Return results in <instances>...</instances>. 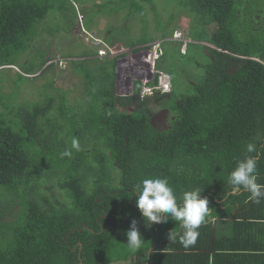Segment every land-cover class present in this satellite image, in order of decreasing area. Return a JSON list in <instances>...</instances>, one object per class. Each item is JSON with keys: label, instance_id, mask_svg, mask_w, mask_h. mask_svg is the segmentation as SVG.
Returning <instances> with one entry per match:
<instances>
[{"label": "trees", "instance_id": "1", "mask_svg": "<svg viewBox=\"0 0 264 264\" xmlns=\"http://www.w3.org/2000/svg\"><path fill=\"white\" fill-rule=\"evenodd\" d=\"M66 1L0 0V67L16 65L22 83V72L43 68L48 50L39 44V31L55 32L40 22L52 10L56 17L65 16L57 20V31L66 20L71 25L80 9L72 0L66 7ZM146 2L154 5L158 35L140 23L142 32L134 38H125V28L116 26L107 28V39L124 44L127 39L130 47L163 39L155 67L170 73L172 88L167 97L151 96L173 113L167 128L151 122L148 96L139 95L140 80L133 81L130 93H115L114 59L71 60L75 64L69 68L84 85L86 98H75L74 104L58 87L51 96L41 92L43 98L33 105L13 103L12 94L0 93V264H111L121 259L158 264L160 253L177 249L169 239L150 252L145 244L136 252L111 255L117 243L126 244L123 233L133 220L145 241L153 237L155 228L135 204L134 190L142 179L166 177L178 197L201 188L214 217L220 205L242 204L249 195L232 193L227 182L249 143L256 149L251 155L258 159L257 181L264 178V0H176L175 8L189 17L193 41L184 52L181 41L166 39L174 13L160 20L157 0H112L109 12L125 8L127 15L139 14L146 22ZM83 26L90 28L88 20ZM193 46L207 61L191 54ZM175 57L188 64L178 67ZM177 69L194 77L187 86L191 92L176 90ZM0 75L1 81V69ZM73 139L79 150L72 148ZM66 150L71 155L62 157ZM210 227V222L199 227L190 252L201 249L203 233V246H209Z\"/></svg>", "mask_w": 264, "mask_h": 264}, {"label": "rangeland", "instance_id": "2", "mask_svg": "<svg viewBox=\"0 0 264 264\" xmlns=\"http://www.w3.org/2000/svg\"><path fill=\"white\" fill-rule=\"evenodd\" d=\"M72 1L74 2L75 7L80 10L73 18L71 25L66 24V20L57 31V20L60 17L65 18V16L60 14L56 17L52 10L49 11L45 19L40 22L43 23V25H48V28L52 32H55L52 34L47 31V29H41L40 26L43 25L39 26L41 29L40 31L38 30L39 34L41 32V34L38 35V41H40L39 44L43 49L46 48L48 50V54L45 56L46 63L43 68L39 69L38 66H34V68L32 67L33 69L31 68L33 71L29 72V74L22 72L26 78L22 83L20 82L22 80L18 79V75L16 76V69H18L16 65L9 64L0 67L1 71H4V75H2L3 79L0 81V93L6 97L9 94H12L10 98L13 103H23L26 101L30 105H33L35 101L43 98L41 92L50 94L51 96L53 93L52 89L55 87H58L65 92L69 101H72L70 102L71 104H74L73 100L75 98L86 99L85 95L82 94L84 85L81 83L80 78L76 75L74 70L69 68V65L75 64V62L71 60L96 57L98 58V62H101L107 59H114V90L115 93L119 95L130 93L134 80L149 79L153 76L152 73L156 70H160L155 67V62L158 58L153 62L149 55L152 53L151 48L154 45H159L163 39H154L151 42L140 45L138 44L135 47L127 45V39L125 40V44L119 40H113V38L107 39V28H114L116 26H123L125 28V38H128L126 35L134 38L142 32V23H145V25L146 23L148 24V31L151 34L158 35L159 31L155 28L156 21L154 14H156V12L154 13L151 8L154 6L153 4L150 5L148 2L145 3L147 12L145 15L147 21L142 22L139 14H136L135 16L127 15L128 11L125 8L109 12L112 8V0L107 2L104 6L102 3L99 5H95V3L97 4L107 0H90L83 5L79 4L76 0ZM156 4L158 6L157 12L159 13L160 20L166 21L171 15V12L174 13L173 20L167 25V28L170 29V34L166 39H169L168 41H181L180 50L181 52L184 51L185 49L182 45V40L174 39L173 36L174 33L180 32L182 33V37L192 41L188 32L189 17L181 9L175 8L176 0H157ZM52 6L55 7V5ZM65 6L69 7L68 0L65 2ZM86 6L90 7L92 10L93 8L97 9V12H92L91 14L90 12L85 13L84 10L81 11L80 7ZM99 7L105 9V11L101 12ZM135 9V7L131 8L129 13L132 14V11H135ZM87 20L90 23L89 29H86L85 26H83L84 22ZM174 23H176V25H174ZM199 42L213 47L212 44L202 41ZM102 48L108 51L107 55H99ZM191 54L194 57L199 58L201 62L207 61V57L203 55L201 49L196 46H193L191 49ZM24 56L27 57V60L25 61L27 62L30 57L28 54H24ZM39 60L40 59H38V61ZM180 61H183L182 58H174V63L180 65L178 67H182L181 64L183 66L188 64L187 61L181 63ZM50 63H52L51 67H48ZM193 68L195 67L193 66ZM188 70L191 72V65L188 66ZM193 79L194 77L192 75H189L187 72L181 73V71L177 69L176 90L179 92H191L187 86L192 85ZM135 82H137V80ZM48 91L51 92L49 93ZM159 95H161L159 98L161 99L167 97L168 93H159ZM147 99L150 101V113L152 115L151 122L153 125L159 129L167 128L173 119V113L160 104L164 101L156 99L157 101L154 103V96H148ZM170 221L171 220L167 223L161 224L162 229L156 233L153 232L151 240H154L158 236H162V234L165 233L164 228L169 226L168 224ZM146 242L148 241L144 240V243ZM125 250H128L126 244L117 243L111 249V255L112 253L114 255L123 254ZM124 261V259H121L111 264H123Z\"/></svg>", "mask_w": 264, "mask_h": 264}, {"label": "clouds", "instance_id": "3", "mask_svg": "<svg viewBox=\"0 0 264 264\" xmlns=\"http://www.w3.org/2000/svg\"><path fill=\"white\" fill-rule=\"evenodd\" d=\"M174 39L182 40V45L186 49V44L189 40L182 37V33ZM202 42L209 43L206 41ZM212 45V48H217L214 44ZM107 53L108 51L102 48L99 55L105 56ZM160 55L161 53L158 57ZM149 56L153 62L158 58L153 57V51ZM158 71H164L170 75L165 70H156L149 79H141L140 97L151 96L155 93H169L171 91V76L170 90L161 91L154 88ZM72 148L79 150L80 145L77 139L72 140ZM255 151V145L249 143L243 157L235 161V165L227 177V182L231 186L232 193L247 192L249 200L258 204L261 199H264V184L257 182L258 159L256 155H251ZM70 155L71 153L67 150L61 153L62 157ZM134 191L136 207L145 223L147 225L164 224L169 220H174L179 225L180 231L177 232L172 229L168 233V239L171 242L179 239L185 249L196 243L199 236L198 229L202 224L215 222L212 219V209L209 208V200L207 197L202 196L201 188L184 190L178 197L166 177H155L142 179L136 185ZM123 235L126 236L129 252H136L144 247V238L135 220L131 222L130 229L125 231Z\"/></svg>", "mask_w": 264, "mask_h": 264}, {"label": "crops", "instance_id": "4", "mask_svg": "<svg viewBox=\"0 0 264 264\" xmlns=\"http://www.w3.org/2000/svg\"><path fill=\"white\" fill-rule=\"evenodd\" d=\"M257 182L264 184V178ZM248 197L249 195L242 204L235 205L230 202L228 208L220 205L219 214L212 217L215 222H210L209 246H203L206 244L205 233L200 241L201 249H194L192 252L190 251L193 249H185L179 239L170 241L169 245H176L177 249L160 253L158 264H264V199L257 204ZM168 225L164 228L165 233L179 229L174 220ZM152 226L155 228L154 233L162 229L161 224ZM167 236L148 240L144 246L146 244L149 247V252L153 251L168 239ZM124 260L123 264H128V261Z\"/></svg>", "mask_w": 264, "mask_h": 264}, {"label": "built area", "instance_id": "5", "mask_svg": "<svg viewBox=\"0 0 264 264\" xmlns=\"http://www.w3.org/2000/svg\"><path fill=\"white\" fill-rule=\"evenodd\" d=\"M180 33H175L174 38H177ZM151 50L153 51V57H158L161 53L160 51V43L159 45H154ZM155 89L161 91H168L170 90V75L164 71H158L156 76V85L154 86Z\"/></svg>", "mask_w": 264, "mask_h": 264}]
</instances>
